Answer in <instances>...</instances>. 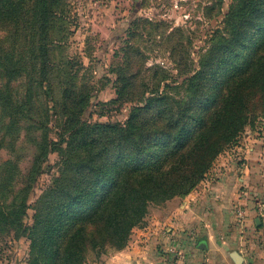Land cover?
<instances>
[{
    "label": "trees",
    "instance_id": "16d2710c",
    "mask_svg": "<svg viewBox=\"0 0 264 264\" xmlns=\"http://www.w3.org/2000/svg\"><path fill=\"white\" fill-rule=\"evenodd\" d=\"M261 2H232L231 36L215 43L190 77L185 104L166 93L169 85L161 91L159 81L152 88L140 84L123 125L85 124L73 110L72 123L55 140L49 136L47 75L49 32L61 2L0 0V151L8 153L0 161V236L27 235L29 264H86L89 255L100 258L108 247L127 246L151 203L193 189L245 125L264 115V26L248 43L241 38L256 26ZM132 25L130 40L139 30L137 20ZM130 40L116 70L119 98L134 88L126 73ZM64 138L62 176L39 197L34 221L26 226L22 217L32 185ZM20 140L34 147L24 171L16 157ZM70 171L72 178H85L63 176Z\"/></svg>",
    "mask_w": 264,
    "mask_h": 264
},
{
    "label": "rangeland",
    "instance_id": "374dc122",
    "mask_svg": "<svg viewBox=\"0 0 264 264\" xmlns=\"http://www.w3.org/2000/svg\"><path fill=\"white\" fill-rule=\"evenodd\" d=\"M235 1L60 0L58 13L52 20L49 32L50 66L47 78L51 88L48 101L50 138L59 140L65 124L72 123L68 119V113L73 110L85 124L109 122L123 125L136 106L140 84L152 88L159 81L161 91L166 90L169 85L170 89L166 93L174 101L181 100L180 106L185 104L190 96V77L199 71L212 46L222 37L231 36L230 24L233 21H228L231 15L229 8ZM261 4L264 7V3ZM135 20L138 21L139 30L138 33L134 30V40H130L129 31ZM254 21L257 22L256 26L246 29L241 36L245 43L258 34L257 30H262L264 10L254 17ZM129 40L133 45V53L126 73L132 77L134 88H130L129 93L126 90V95L119 98L117 87L121 83L117 80L116 70L123 64V49L129 44ZM65 103L71 109L67 110ZM256 103L252 101L250 104ZM71 114L75 116L74 113ZM65 136L67 138L68 135ZM66 138L59 144L57 151L49 154L41 174L32 185L27 200L28 208L22 217L26 226L34 221L39 197L62 176ZM33 153L34 147L26 140H20L16 157L19 158L22 171L28 166ZM7 157V151L1 150L0 161ZM217 164H220L219 167L229 164V174L235 172V183L240 191L247 190L249 185L258 187L259 182L262 184L260 177L264 176V115L255 116L235 141L217 155L201 180L202 183L216 180L209 176V172ZM245 169L249 170L247 182L237 181V178L246 174L243 171ZM63 176L72 178L73 173L70 171ZM79 178L85 177L72 179L75 182ZM197 185L186 195L175 196L158 204L151 203L147 207L143 224L132 229L127 246L121 250L108 247L100 258L89 255L86 264H105L117 255L128 259L130 251L139 256V229L152 227L157 219H167L173 211L175 213L178 207L185 205L184 200L191 191L197 189ZM259 205L255 201L256 211ZM247 206V203L231 201L229 208L227 207L228 227H237V220L243 221L236 213L237 208L244 211L247 219ZM208 217L213 219V216ZM165 218L162 222H165ZM204 223L201 220L198 225L203 226ZM159 252L165 255L163 249H159ZM29 260L27 235L10 231L0 236V264H29Z\"/></svg>",
    "mask_w": 264,
    "mask_h": 264
},
{
    "label": "crops",
    "instance_id": "0c3cea01",
    "mask_svg": "<svg viewBox=\"0 0 264 264\" xmlns=\"http://www.w3.org/2000/svg\"><path fill=\"white\" fill-rule=\"evenodd\" d=\"M217 165L209 172L215 181H201L187 195L184 206L178 207L167 219L164 217L165 222H162L164 218L157 219L154 226L139 229V256L130 251V258L117 255L105 264H264V176L260 177L263 182L258 187L249 185L247 190L240 191L235 172L229 174V164ZM243 171L246 174L237 181L247 182L249 170ZM232 200L248 205V217L241 222L237 220V227H228L227 207ZM255 201L260 204L257 211ZM201 220L205 221L203 226L198 225ZM233 252L241 256L239 263L232 258Z\"/></svg>",
    "mask_w": 264,
    "mask_h": 264
},
{
    "label": "built area",
    "instance_id": "2783aa9c",
    "mask_svg": "<svg viewBox=\"0 0 264 264\" xmlns=\"http://www.w3.org/2000/svg\"><path fill=\"white\" fill-rule=\"evenodd\" d=\"M237 215L239 218L241 219H245V213L243 210H241L240 208H237V211H236ZM171 252H174V250H170Z\"/></svg>",
    "mask_w": 264,
    "mask_h": 264
},
{
    "label": "water",
    "instance_id": "95a60500",
    "mask_svg": "<svg viewBox=\"0 0 264 264\" xmlns=\"http://www.w3.org/2000/svg\"><path fill=\"white\" fill-rule=\"evenodd\" d=\"M232 258L234 259V261H235L236 263H239L240 260H241V256H240L238 253H236V252H233V253H232Z\"/></svg>",
    "mask_w": 264,
    "mask_h": 264
}]
</instances>
